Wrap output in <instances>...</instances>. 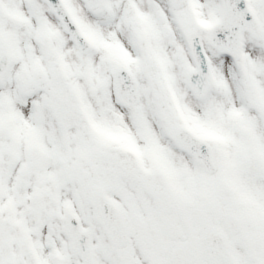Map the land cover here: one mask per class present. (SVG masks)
Segmentation results:
<instances>
[{
  "label": "snow or ice",
  "instance_id": "6c2138e0",
  "mask_svg": "<svg viewBox=\"0 0 264 264\" xmlns=\"http://www.w3.org/2000/svg\"><path fill=\"white\" fill-rule=\"evenodd\" d=\"M0 264H264V0H0Z\"/></svg>",
  "mask_w": 264,
  "mask_h": 264
}]
</instances>
